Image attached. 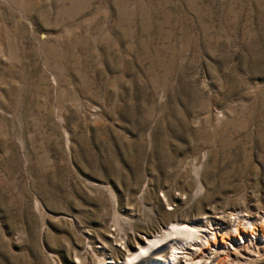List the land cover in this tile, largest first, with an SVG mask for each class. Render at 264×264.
<instances>
[{
    "label": "rangeland",
    "instance_id": "374dc122",
    "mask_svg": "<svg viewBox=\"0 0 264 264\" xmlns=\"http://www.w3.org/2000/svg\"><path fill=\"white\" fill-rule=\"evenodd\" d=\"M241 208L264 209V0H0V264L117 263Z\"/></svg>",
    "mask_w": 264,
    "mask_h": 264
},
{
    "label": "bare ground",
    "instance_id": "6f19581e",
    "mask_svg": "<svg viewBox=\"0 0 264 264\" xmlns=\"http://www.w3.org/2000/svg\"><path fill=\"white\" fill-rule=\"evenodd\" d=\"M241 209L229 212L228 229L210 215L170 222L157 234L143 238L145 243L123 261L105 260V264H253L259 259L264 264V209L249 216L248 209ZM250 246L254 255L243 262L240 253Z\"/></svg>",
    "mask_w": 264,
    "mask_h": 264
}]
</instances>
